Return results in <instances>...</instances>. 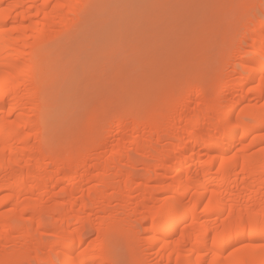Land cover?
<instances>
[{"label": "bare ground", "instance_id": "1", "mask_svg": "<svg viewBox=\"0 0 264 264\" xmlns=\"http://www.w3.org/2000/svg\"><path fill=\"white\" fill-rule=\"evenodd\" d=\"M94 1L0 0V264H126L122 238L137 246L142 230L124 248L164 264H264V23L244 37L252 58L127 113L129 147L100 134L56 158L41 59Z\"/></svg>", "mask_w": 264, "mask_h": 264}, {"label": "rangeland", "instance_id": "2", "mask_svg": "<svg viewBox=\"0 0 264 264\" xmlns=\"http://www.w3.org/2000/svg\"><path fill=\"white\" fill-rule=\"evenodd\" d=\"M260 23L264 0H95L78 19L58 26L60 37L45 45L41 59L46 121L41 134L57 148L52 156L72 152L100 134L112 137L109 149L125 141L116 142L124 135L129 140L123 144L129 147L135 136L118 130L119 124L131 128L125 122L127 113L170 104L188 82L209 77L228 62L252 58L254 41L244 37ZM255 39L261 41L264 35ZM242 77L237 74L234 84ZM136 158L143 160L145 155ZM79 185L76 181L72 188ZM90 229L86 226L85 232L96 238ZM145 236L144 230L139 232L137 246ZM124 239L121 242L128 244ZM123 243L121 258L126 264L135 256L147 264H164L159 255H148L139 247L134 249L140 256H133L134 249L126 251L129 246Z\"/></svg>", "mask_w": 264, "mask_h": 264}]
</instances>
